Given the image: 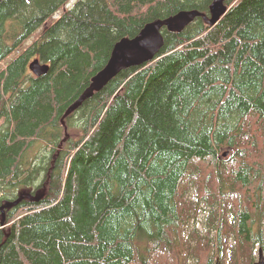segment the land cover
<instances>
[{"label": "trees", "instance_id": "16d2710c", "mask_svg": "<svg viewBox=\"0 0 264 264\" xmlns=\"http://www.w3.org/2000/svg\"><path fill=\"white\" fill-rule=\"evenodd\" d=\"M70 1L0 2V65L17 52L0 68V205L43 196L4 209L0 264H253L256 245L264 256L249 238L264 215V0H226L214 26L162 28L151 62L63 117L119 40L181 11L209 16L212 2ZM34 59L46 74L29 71ZM201 210L203 230L190 229Z\"/></svg>", "mask_w": 264, "mask_h": 264}, {"label": "water", "instance_id": "95a60500", "mask_svg": "<svg viewBox=\"0 0 264 264\" xmlns=\"http://www.w3.org/2000/svg\"><path fill=\"white\" fill-rule=\"evenodd\" d=\"M208 11L209 16L197 10L181 11L164 20H154L147 23L134 38L119 40L114 45L106 65L91 78L89 86L67 108L63 117L74 112L86 99L90 98L94 93L99 92L120 72L151 62L159 54L163 46L162 28H165L169 33H180L195 18H202L206 24L214 26L228 11L226 0H212ZM28 69L32 74L41 76L48 72L49 66L41 64L38 59H34L29 63ZM61 122L63 121L61 120ZM222 156H227V153L224 152ZM42 197V195L31 196L29 193L22 192L14 201H8L0 205L2 217L0 226H3L5 223L4 209L12 208L24 199L37 201ZM256 264H264L260 250L259 261Z\"/></svg>", "mask_w": 264, "mask_h": 264}, {"label": "rangeland", "instance_id": "374dc122", "mask_svg": "<svg viewBox=\"0 0 264 264\" xmlns=\"http://www.w3.org/2000/svg\"><path fill=\"white\" fill-rule=\"evenodd\" d=\"M77 0H71L70 2H69V4H68V6H67V8H71L72 7V5L76 2ZM59 15V13L58 14H56V16H58ZM56 16L54 17V19L56 18ZM49 23H51V21L49 22ZM41 30H42V28H40V29H38L27 41H26V43L24 44V46L23 47H27V46H29L30 44H32L33 43V41L35 40V39H37L38 37H39V35H40V33H41ZM17 55V52L16 53H14V54H12L10 57H8L1 65H0V68H3V67H5L15 56ZM35 153L36 154H38L39 156L41 155V153L40 152H45V144L44 143H37L36 145H35ZM32 153H33V151H32ZM1 196V195H0ZM263 197H264V192H263ZM252 206V204L249 206V207H251ZM250 209V208H249ZM206 214H207V212L206 211H204V210H201L200 211V213H198V216H197V219L195 220V221H190L189 222V224H190V229H194V228H196L197 230H199V231H202L203 230V222H204V218H205V216H206ZM253 217L255 218V222H253V224H252V226L251 227H253V229L256 231L257 229L258 230H261V229H263V231H264V215H263V213H262V211H261V209H260V207H259V209L253 214ZM215 234V232L214 231H212V233H211V235H214ZM228 238H230V240L228 239V241L229 242H231V241H233L234 240V235H233V233H232V231H230V234H229V237ZM249 238H250V241H252L253 243H255V241L258 239H262V240H264V233L259 237V238H255L254 236H252V235H250L249 236ZM221 246H222V248L220 249V251L221 252H224V253H227V250L229 249V247L230 248H232V246L231 245H227V244H224V243H221ZM258 249H260L259 248V246L258 245H256L255 246V248H254V255H253V258H254V261H253V263L254 262H256L257 261V257H258ZM225 254H223V256H224ZM157 259V260H156ZM156 259H153V262H155V263H158V257H156ZM224 259H225V256H224Z\"/></svg>", "mask_w": 264, "mask_h": 264}, {"label": "flooded vegetation", "instance_id": "af4514ba", "mask_svg": "<svg viewBox=\"0 0 264 264\" xmlns=\"http://www.w3.org/2000/svg\"><path fill=\"white\" fill-rule=\"evenodd\" d=\"M253 222V221H252ZM253 224V223H252ZM264 233L263 229L261 230H254L253 227L250 228V234L249 235H254L256 238H259L262 234ZM254 264V263H253Z\"/></svg>", "mask_w": 264, "mask_h": 264}, {"label": "bare ground", "instance_id": "6f19581e", "mask_svg": "<svg viewBox=\"0 0 264 264\" xmlns=\"http://www.w3.org/2000/svg\"><path fill=\"white\" fill-rule=\"evenodd\" d=\"M109 83V82H108ZM81 95V94H80ZM5 211V210H4ZM4 219H5V217H4Z\"/></svg>", "mask_w": 264, "mask_h": 264}]
</instances>
